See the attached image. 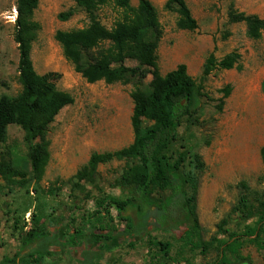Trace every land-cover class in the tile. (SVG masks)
<instances>
[{"label": "rangeland", "instance_id": "rangeland-1", "mask_svg": "<svg viewBox=\"0 0 264 264\" xmlns=\"http://www.w3.org/2000/svg\"><path fill=\"white\" fill-rule=\"evenodd\" d=\"M131 1L137 6L139 0ZM150 1L163 26L157 50L160 73L166 75L185 63L189 75L201 85L200 93L194 95L192 116L183 119L178 130L180 140L171 147L174 157L178 150L193 149L206 162L197 197L201 241L195 237L190 241L187 227L156 228L158 215L154 213L149 219V235L136 234L131 241L120 232L126 221L117 216L111 203L112 199L128 196L118 181L133 164L131 160L101 163L93 175L81 182L83 188L73 189L77 172L92 153L115 151L134 141L131 93L138 88L149 92L153 77L149 74L134 78L128 84L88 82L65 58L55 38L58 30L87 26L90 19L86 11L73 0H40L35 11L41 29L32 47L34 66L41 74L60 73L58 87L75 100L60 111L50 126V159L41 187L32 180L22 127L9 125L8 139L0 143V160H11L16 169L26 174L25 178L18 176L10 181L0 173V264L15 258L22 234L32 229V213L40 215L49 234L58 235L62 242L71 236L78 240L75 247L62 246L51 238L36 240L31 246L35 251L49 243L55 251L44 257L43 264H212L231 233H242L255 225V220L236 221L227 226L226 235L218 233V223L239 199L240 182H247L253 190H264V32L262 38L252 39L245 22L230 18V11L235 10L264 19V0H186L198 21L195 30L177 27L178 14L165 8L166 0ZM15 8L16 0H0V97L15 98L21 91L16 21L12 20ZM69 9L75 11L73 16L60 19L59 14ZM97 16L111 27L118 12L109 4ZM212 51L219 60L232 51H238L241 58L232 69L216 67L204 76V65ZM126 64L139 63L128 59ZM228 86L231 93L225 96ZM91 230L113 237L94 242ZM214 238L217 241L205 254L201 248L188 245L209 243ZM160 242H168L171 248L164 251ZM242 254L250 257L252 264H264V251L252 243H246Z\"/></svg>", "mask_w": 264, "mask_h": 264}, {"label": "trees", "instance_id": "trees-1", "mask_svg": "<svg viewBox=\"0 0 264 264\" xmlns=\"http://www.w3.org/2000/svg\"><path fill=\"white\" fill-rule=\"evenodd\" d=\"M73 1L86 11L90 23L79 29L58 30L55 38L65 58L78 73L90 83L103 80L108 84H128L134 78H145L149 74L153 77L149 92L138 88L131 93L134 101L131 117L134 141L115 151L92 153L88 163L77 172L73 189L83 188L81 182L93 175L101 163L115 159L131 160L133 164L118 181V186L128 196L125 199H112L111 203L117 216L126 221L120 232L128 235L131 241L136 234L149 235L152 225L149 219L154 213L158 215L156 228L187 227L188 239L191 241L195 237L201 241L197 197L206 162L193 149L178 150L176 157L171 153L172 145L180 140L178 130L181 122L192 116L194 95L200 93L201 85H197L189 75L185 63L179 64L166 75L160 73L157 50L163 26L150 0H139L137 6L131 0ZM39 3L40 0H16L18 14L15 41L19 49L18 79L21 91L15 98L7 95L0 97V143L7 141L9 125L22 127L28 143L32 180L36 187H41L50 159V126L60 111L75 100L72 94L58 87L60 73L50 71L41 74L34 66L32 47L41 29L35 19ZM109 4L118 12L111 27L97 16V12ZM165 8L178 14L176 24L179 29L198 28V21L186 0H166ZM74 12L69 9L60 13L59 17L67 20ZM230 18L235 22H245L247 34L252 39L262 38L263 18L235 10L230 11ZM240 58L238 51H232L219 60L212 51L204 65L203 75H208L216 67L232 69ZM128 59L136 60L138 66L127 65ZM1 84L3 82L0 80ZM262 89L264 91V80ZM225 92V96L231 93L230 86ZM261 157L264 164V146ZM0 173L10 181L18 176H26L5 157L0 160ZM261 179L264 182V172ZM238 186L241 191L239 199L230 213L218 223V233L226 235L229 231L227 226L236 221L243 223L255 220V225L249 226L242 233H231L229 239L221 244L220 255L212 264H252L250 257L242 254L246 243H252L264 251V190H253L245 181ZM10 212L7 210L6 213ZM31 222L32 229L22 234L21 248L15 258L5 260L4 264H43L44 257L55 251L51 243L35 251L31 246L36 240L51 238L53 242L68 247H75L78 241L75 236H71L62 242L58 235L49 234L47 224L36 213H32ZM91 227L95 229L94 225ZM89 233L94 242H99L105 236L108 239L113 237V234L107 236L93 230ZM215 241L217 238L209 243L188 245L194 249L201 248V253L205 254L214 246ZM159 245L166 252L171 248L168 242H160ZM149 264L157 263L151 261Z\"/></svg>", "mask_w": 264, "mask_h": 264}, {"label": "built area", "instance_id": "built-area-1", "mask_svg": "<svg viewBox=\"0 0 264 264\" xmlns=\"http://www.w3.org/2000/svg\"><path fill=\"white\" fill-rule=\"evenodd\" d=\"M17 14H18V11H17V9L15 8V9L13 10V14H12V20H13V21H16Z\"/></svg>", "mask_w": 264, "mask_h": 264}, {"label": "water", "instance_id": "water-1", "mask_svg": "<svg viewBox=\"0 0 264 264\" xmlns=\"http://www.w3.org/2000/svg\"><path fill=\"white\" fill-rule=\"evenodd\" d=\"M182 103H184V101Z\"/></svg>", "mask_w": 264, "mask_h": 264}]
</instances>
